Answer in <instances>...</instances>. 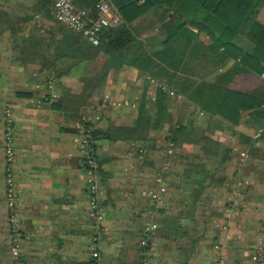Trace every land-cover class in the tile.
<instances>
[{
  "label": "crops",
  "instance_id": "0c3cea01",
  "mask_svg": "<svg viewBox=\"0 0 264 264\" xmlns=\"http://www.w3.org/2000/svg\"><path fill=\"white\" fill-rule=\"evenodd\" d=\"M35 6L36 0H0V264H93L94 251L99 252V264H213L216 249L222 254L218 256L221 264L246 263L241 254L243 237L252 234L256 239L262 235L260 215L249 212L250 206L242 221L235 222L229 215L228 224L217 233L216 248L198 242L194 228L198 217L194 213L177 221L179 228L170 223V212L176 216L175 202H186L178 197L165 202L157 216L160 229L178 237L174 242L164 238L156 258L149 259L139 237L144 223L151 218L145 213L146 199L141 192L146 183L145 168L133 154L139 142H98L97 154L104 159L102 170L107 177L100 176L102 211L97 222L90 216V181L83 168L79 124L67 111L53 105L62 99L65 89L79 94L83 89L80 77L95 65L75 68L66 75V60L59 57L66 28L38 13ZM173 13V8L156 7L132 24L139 50L147 52L149 58L166 47L162 43L171 36ZM192 27L189 30L195 34ZM190 39L189 35L182 37L166 48L182 55L187 47L191 48ZM158 72L128 63L111 69L105 85L83 108L92 129L133 125L146 79ZM211 72L210 63L203 61L199 67L192 62L187 72L176 74L183 77L185 73ZM8 109L14 132L12 202L7 199L6 179L10 165ZM258 183H264V170ZM205 213L210 216L213 212ZM214 215L219 216L217 212ZM202 234L207 235L206 230ZM252 246L264 254V240Z\"/></svg>",
  "mask_w": 264,
  "mask_h": 264
},
{
  "label": "trees",
  "instance_id": "16d2710c",
  "mask_svg": "<svg viewBox=\"0 0 264 264\" xmlns=\"http://www.w3.org/2000/svg\"><path fill=\"white\" fill-rule=\"evenodd\" d=\"M54 1L36 0L35 10L48 16L52 12ZM111 1L122 16L123 23L117 28L104 29L99 46H93L83 35L76 34L67 28L65 32L62 31L59 57L66 60V75L69 76L70 71L75 68L88 69L94 65L95 68L80 77L79 82L83 89L79 94H72L69 89H65L62 99L53 105L58 110L67 111L79 125L92 130V147L96 154L99 179L104 174L102 170L104 161H101L97 154L99 141L139 142L141 144L136 147V152L143 153L142 159H144L151 146L148 131L161 128L171 119L166 102L167 94L161 88L156 100L159 110L155 122L149 114L147 103L142 102L138 106V117L133 125H112L104 130L92 129V124L85 119L83 108L95 91L105 85L112 69L110 65L118 59H121L122 63L117 65L116 69H120L127 63L142 70L157 68L158 74L152 73L151 78L155 81L158 78L160 82L163 78H169L168 83L171 86L172 84L179 86L186 100L207 115L203 126L177 124L174 127L167 143L170 147H174L176 155L183 149L190 150V147L197 145L205 156L211 157L210 159L219 158L222 162L228 160L230 150L227 149L222 156V145L212 139L213 133L218 130L223 131L226 127L239 126L245 113L255 116L260 114L264 107V22L259 20V15L264 8V0ZM72 2L79 9L90 11L93 17L98 16L96 5L99 0H72ZM156 7H167L168 10L173 8L174 11L169 23L173 25L172 30L170 29L171 36L169 35L162 45L167 47L177 43L182 37L191 36L189 42L191 48L188 49L186 46L182 55L180 51L164 47L156 55L154 54L153 58H149L147 52L139 50L140 45L131 26ZM188 20L190 23L187 22ZM189 26L205 32L212 39V44L206 45L196 33L189 30ZM242 35L254 43V49L251 52L238 46L237 40ZM194 39L195 44H192ZM132 54L134 55L130 56ZM101 56H105L107 62L103 63L101 68H96V62ZM220 58L230 59L233 62L227 68L220 70L219 68L224 65L220 62ZM203 61L213 65V73L211 72L210 75L197 73L195 77L185 73L182 77L176 74L180 71L187 72L188 65L192 62L199 67ZM245 76L261 79L262 82L259 86L250 89L236 88L234 84L237 79ZM239 136L245 138L243 134ZM258 143H264V132L254 141V145ZM217 174L218 168L210 169L202 162L186 172L187 180H184L181 185L192 187V194L195 197L192 203L194 209L201 193L209 186L224 184V177H217ZM168 186L173 187L171 184ZM181 204L185 206L187 202H181ZM190 213L193 214V209ZM176 238L177 235L173 239Z\"/></svg>",
  "mask_w": 264,
  "mask_h": 264
},
{
  "label": "rangeland",
  "instance_id": "374dc122",
  "mask_svg": "<svg viewBox=\"0 0 264 264\" xmlns=\"http://www.w3.org/2000/svg\"><path fill=\"white\" fill-rule=\"evenodd\" d=\"M25 14L28 15L30 12H25ZM46 17L47 19H54L57 26H61V24L55 19L53 7L52 12ZM259 20L264 22V8L259 15ZM192 28L195 30V33L199 36L201 41L206 45L212 44V39L209 38L205 32H200L196 27ZM237 44L243 50L248 52H251L254 49V43L244 35L238 38ZM106 62V57L101 56L96 62V68H101L103 63ZM220 62L224 64L219 68L222 70L227 68L233 60H223L220 58ZM121 63L122 60L118 59L117 61H113V64H111L110 67L116 69L117 65ZM124 65L122 67H124ZM210 66L213 73V65L211 63ZM157 70V68L152 69L154 72H157ZM191 78L195 79L194 77ZM168 80L170 79L167 78V82H160L158 80L155 81L148 76L146 79L147 84L145 90L142 92V96L138 98L139 104L142 102L147 103L149 114L155 122L159 110L158 101H156L158 100V91L163 88L162 90L167 94L166 102L171 117L169 122L164 123L161 128H153L148 131L151 146L147 150L144 159H142L143 153L138 154L136 151L133 153L138 162L145 168V171L143 172L146 173V183L142 185L143 188H141V192L146 199L145 205H147V207L145 208V213L148 214L149 218L151 217V220L149 219L148 222L143 225V229L139 236L141 237L140 246L150 257L149 259H155L157 256V249L160 245L164 244V238H169L174 242L175 239L173 238H175L176 235L173 232H163L157 222V216L162 212L165 202L172 201L173 198L178 197L187 202L185 206H183L178 200L175 202L174 205H176V209L174 210V215L176 214V216H173V212H170L168 217L171 219L170 223H173V227H176L177 225L179 228L180 226L178 225L180 224H178V222L183 220L187 214H190L193 209L194 215L198 217V222H195L196 224L194 225L195 232L197 231L196 236L199 237L198 242L200 244L213 245L216 248L217 244L215 240L217 238V233L224 227V225L228 224V222L226 223V219L230 217L229 215L232 214V218L235 219V222L242 221L243 214L246 212V209H248L247 206H250L249 212L261 216L258 223L261 227L260 232L262 235L255 236L257 237L256 239H254L252 234H248V236L244 235V247L241 254H243V257L245 258L246 263L244 264H252V262L257 264L253 260V256L254 252H257L258 250L255 251V248H253V246L251 247V245L256 241L258 244V242L260 243L264 240V183H258L259 174L264 170V143L254 145V141H256L264 132V107L261 110V113L256 114L255 116L245 113L239 126L232 128L226 127L223 131L218 130L213 133L212 139L222 145V156L225 155L227 149L230 150L231 153L228 154V160L222 162L219 158L210 159L211 157L205 156L197 145L190 147V150L183 149L176 155V150L173 149L174 147H170L167 143L168 137L172 133L174 127L177 124L192 125L193 127L203 126L207 120V115L188 102L181 94V88L175 84H172L171 86L170 83H168ZM261 82V79L259 80L255 77L245 76L237 79L234 86L239 89H250L259 86ZM239 134H243L245 138H242L243 136H239ZM100 159L101 161L104 160L103 158ZM201 162L207 164L210 169L218 168L217 177H224V184L219 186H209L208 189L201 193L196 209H194L192 203L195 200V197L192 194V187L181 184L184 180H187L185 178L186 172L194 166L201 164ZM134 168L135 166L132 170H134ZM137 168L138 165L136 166V169ZM258 168H261L262 170H258ZM135 174L138 179L139 174ZM103 176L104 178L107 177V175L103 174L101 175V178H103ZM159 178H161L163 181L162 183H165L167 186V192L162 196L161 206L157 208V204L152 196L153 193L160 188L161 183L157 180ZM169 184L173 185V187H169ZM174 185L176 187H174ZM100 196L101 186L98 203L101 212ZM7 199L9 198L7 197ZM170 207L172 208V206ZM169 211H171V209L168 211L166 210V212ZM209 211L213 212L210 216L208 213H205ZM214 212H217L219 216L217 217L214 215ZM220 215H223L224 219L221 218ZM148 223L157 224L158 227L155 234L152 236H148L146 233ZM203 230H206L207 235L202 234ZM144 240H147L149 245L143 246ZM214 253L213 264H221L220 261H218V256L220 257L222 254H218L217 249L214 250ZM92 257L94 264H99V252L94 251ZM221 260L223 259L221 258Z\"/></svg>",
  "mask_w": 264,
  "mask_h": 264
},
{
  "label": "built area",
  "instance_id": "2783aa9c",
  "mask_svg": "<svg viewBox=\"0 0 264 264\" xmlns=\"http://www.w3.org/2000/svg\"><path fill=\"white\" fill-rule=\"evenodd\" d=\"M55 19L65 26L68 30L83 35L93 46H99L101 33L106 28H117L123 23V18L118 9L114 6L111 0H99L96 5L98 12L97 17H93L91 12L85 9H79L72 0H55L53 6ZM8 123L6 127V140L8 146V161L10 165L7 167V195L12 202L15 194V180L11 163L14 158L12 144L14 142L13 121L11 119V110L6 111ZM79 130L82 135L80 142V152L83 157V168L89 178V195H90V216L97 219L100 214L99 210V191L100 179L97 174L98 164L96 154L92 147L91 129H86L84 125H79ZM143 152V151H141ZM160 182V188L153 193L152 198L156 202V207L161 206L162 196L167 192V186L162 183V179H157ZM12 204V203H11ZM157 224H147L146 233L148 236L155 234ZM149 245L147 240H144L143 246ZM17 249L15 254H17ZM253 260L257 264H264V254L260 251L254 252Z\"/></svg>",
  "mask_w": 264,
  "mask_h": 264
}]
</instances>
